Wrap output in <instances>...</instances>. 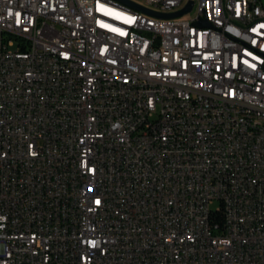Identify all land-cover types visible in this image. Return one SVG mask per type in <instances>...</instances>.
Segmentation results:
<instances>
[{
	"label": "built area",
	"instance_id": "2783aa9c",
	"mask_svg": "<svg viewBox=\"0 0 264 264\" xmlns=\"http://www.w3.org/2000/svg\"><path fill=\"white\" fill-rule=\"evenodd\" d=\"M130 1L0 0V264H264L261 0Z\"/></svg>",
	"mask_w": 264,
	"mask_h": 264
},
{
	"label": "water",
	"instance_id": "95a60500",
	"mask_svg": "<svg viewBox=\"0 0 264 264\" xmlns=\"http://www.w3.org/2000/svg\"><path fill=\"white\" fill-rule=\"evenodd\" d=\"M116 1H119L126 6L133 8L134 10H136L138 12L144 13V14L152 16L154 18L164 19V20H173V19L182 18L183 16L192 12L193 5H194L193 1H189L188 5L183 10H180V11H178L176 13H172V14H162V13H156V12H152L148 9H145L144 7L138 5V4H136L130 0H116ZM201 25L204 28L210 27V24H208L207 22H203Z\"/></svg>",
	"mask_w": 264,
	"mask_h": 264
},
{
	"label": "bare ground",
	"instance_id": "6f19581e",
	"mask_svg": "<svg viewBox=\"0 0 264 264\" xmlns=\"http://www.w3.org/2000/svg\"><path fill=\"white\" fill-rule=\"evenodd\" d=\"M210 216H221V207H218L217 210H213V207L210 209Z\"/></svg>",
	"mask_w": 264,
	"mask_h": 264
},
{
	"label": "rangeland",
	"instance_id": "374dc122",
	"mask_svg": "<svg viewBox=\"0 0 264 264\" xmlns=\"http://www.w3.org/2000/svg\"><path fill=\"white\" fill-rule=\"evenodd\" d=\"M135 2H138V3H142V1L141 0H134ZM195 1V0H194ZM261 3H262V5H263V7H264V0H261ZM218 209V204H216V206L215 207H213V210H217Z\"/></svg>",
	"mask_w": 264,
	"mask_h": 264
},
{
	"label": "snow or ice",
	"instance_id": "6c2138e0",
	"mask_svg": "<svg viewBox=\"0 0 264 264\" xmlns=\"http://www.w3.org/2000/svg\"><path fill=\"white\" fill-rule=\"evenodd\" d=\"M96 203H99V201L97 200Z\"/></svg>",
	"mask_w": 264,
	"mask_h": 264
},
{
	"label": "trees",
	"instance_id": "16d2710c",
	"mask_svg": "<svg viewBox=\"0 0 264 264\" xmlns=\"http://www.w3.org/2000/svg\"><path fill=\"white\" fill-rule=\"evenodd\" d=\"M220 220V219H219Z\"/></svg>",
	"mask_w": 264,
	"mask_h": 264
}]
</instances>
